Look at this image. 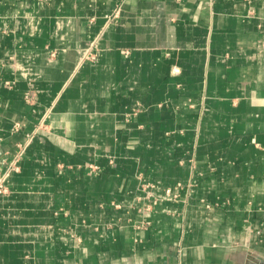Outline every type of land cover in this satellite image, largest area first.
<instances>
[{
	"label": "crops",
	"instance_id": "crops-1",
	"mask_svg": "<svg viewBox=\"0 0 264 264\" xmlns=\"http://www.w3.org/2000/svg\"><path fill=\"white\" fill-rule=\"evenodd\" d=\"M30 138L0 264L264 262V0H0V181Z\"/></svg>",
	"mask_w": 264,
	"mask_h": 264
},
{
	"label": "built area",
	"instance_id": "built-area-1",
	"mask_svg": "<svg viewBox=\"0 0 264 264\" xmlns=\"http://www.w3.org/2000/svg\"><path fill=\"white\" fill-rule=\"evenodd\" d=\"M32 138V137H31ZM31 138L29 139V141H27L26 144L23 145L22 150L19 152V154L9 163L8 166V170L7 172L4 174L3 178L0 181V194H5L8 192V188L7 186L4 184V179L6 178V176L9 174L10 171H19L20 165H19V160L22 156V154L25 152L26 147L28 146V144L31 142ZM166 193L169 195L171 193L170 189L166 190ZM147 206V210L152 209V204H148Z\"/></svg>",
	"mask_w": 264,
	"mask_h": 264
},
{
	"label": "water",
	"instance_id": "water-1",
	"mask_svg": "<svg viewBox=\"0 0 264 264\" xmlns=\"http://www.w3.org/2000/svg\"><path fill=\"white\" fill-rule=\"evenodd\" d=\"M252 264H264V262L261 260H259V261L255 260V262H252Z\"/></svg>",
	"mask_w": 264,
	"mask_h": 264
},
{
	"label": "rangeland",
	"instance_id": "rangeland-1",
	"mask_svg": "<svg viewBox=\"0 0 264 264\" xmlns=\"http://www.w3.org/2000/svg\"><path fill=\"white\" fill-rule=\"evenodd\" d=\"M94 168H96V166H93Z\"/></svg>",
	"mask_w": 264,
	"mask_h": 264
}]
</instances>
